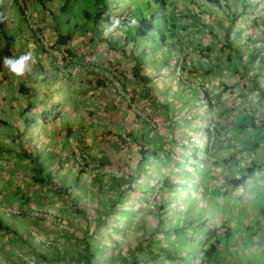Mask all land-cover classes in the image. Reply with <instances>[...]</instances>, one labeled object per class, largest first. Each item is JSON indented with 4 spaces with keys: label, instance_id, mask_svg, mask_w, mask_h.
Segmentation results:
<instances>
[{
    "label": "crops",
    "instance_id": "0c3cea01",
    "mask_svg": "<svg viewBox=\"0 0 264 264\" xmlns=\"http://www.w3.org/2000/svg\"><path fill=\"white\" fill-rule=\"evenodd\" d=\"M22 1L0 0V59L5 49L33 56L22 77L0 63V214L13 217L14 230L0 229V264H93L91 244L105 229L114 250L103 264L129 263L117 240L133 248L151 236L157 250L159 235L175 255L184 243L178 264L185 256L194 264L187 246L204 255L210 242L219 245V228L231 237V218L236 233L255 235L257 220L246 219L264 213V65L246 62L264 37L254 21L236 20L251 9L247 1L98 0L91 22L73 31L59 24L64 0ZM24 8L44 42L33 38ZM140 21L154 27L139 35ZM62 50L70 58L59 63ZM209 99L217 107L212 130ZM41 152L49 164L39 162ZM70 177L81 187L76 197L63 182ZM235 201L239 214L225 215L221 208ZM171 203L178 208L166 221ZM122 209L133 212L131 225L153 227L137 240L116 235ZM97 212L101 222L92 220ZM212 256L195 264H214Z\"/></svg>",
    "mask_w": 264,
    "mask_h": 264
},
{
    "label": "rangeland",
    "instance_id": "374dc122",
    "mask_svg": "<svg viewBox=\"0 0 264 264\" xmlns=\"http://www.w3.org/2000/svg\"><path fill=\"white\" fill-rule=\"evenodd\" d=\"M148 1L152 2V0H148ZM244 1H247V3L250 5L251 9H249L247 11H243L246 15H244L240 18H237L236 20H240L241 18L242 19L246 18L251 23L254 21L255 26H257V29H259L260 31H261V29L263 30V31H261L262 32L261 35H263V37H264V24L261 21L262 20V18H261L262 13L260 10L258 11L259 14L257 13V9L260 8L258 6V3L261 0H255L254 2H253V0H244ZM13 2H14V0H13ZM65 2L67 3V5H66L65 11L63 12V15H62V20L64 18V21H62V20L59 21V24L62 27H64L66 30L73 31L75 29L80 30L81 27L85 26L88 22H91L92 15L94 13L92 6L94 5V3L96 5L98 0H70L69 3L67 0H64L63 3H65ZM232 4H234V2ZM263 4L264 3L262 2V6L264 8ZM250 7H248V8H250ZM233 9H232V11L237 12V8H233ZM80 10H83L82 12H84V13H80ZM240 14H242L241 11H240V13H238L237 17ZM77 27H79V28H77ZM240 29H243V26ZM252 29H256V28H252ZM238 33H239V31L234 32V35L237 36ZM53 154L54 153L52 152V155ZM39 156H41L39 162L42 161L44 163H48V157H46L48 155H45V153L41 152V154H39ZM43 165L47 166L46 164H43ZM55 170H58V169L55 168ZM261 174H262V171H261ZM255 177H257L256 179L258 180L259 176L255 175ZM63 182L69 187L71 195H73L75 197L78 196V192H80L81 187L79 185H76V183L74 181V177L67 178V181H65V179H64ZM180 189L182 190L183 187H180ZM171 204H174V205H168V207H167V205L165 204V210L167 211V217H168V219H166V221L170 220L169 217H170L171 213H174L176 208H178V204H176V203H171ZM236 204H237V202L235 201L233 203V205H231L230 207H222L221 210L224 211L226 213L225 215H227V216L238 215L239 211L237 210V206H239V205L236 206ZM262 204H264V202H262ZM231 208H233L232 212H231ZM229 210H230V213H229ZM244 210L247 211L246 207H244ZM103 212L105 213L106 211H103ZM253 213L255 214L253 217H251V218L246 217L247 218L246 220L248 222L250 221V222L254 223L255 220H257V224L256 225L254 224L255 228H253L256 231V234L252 235L251 237L248 236L249 234L244 232V231L241 233H236L237 228L240 229V225H239L240 223H238V221L234 218H231V223L233 222L232 224H234L236 227L231 226V224L228 220L230 228L233 227L232 228L233 230H229V231H232L230 233V236H231L230 238H225L226 235H224V233H220V234L218 233L222 230L221 228H219V230L216 229V230H218V232L215 233L213 235V237H217V239H219V245L215 246L214 252L212 253L213 254L212 262L214 264H264V213L261 212V210H259L258 213H256V211ZM186 214H187V212L185 213V215ZM137 215H139L138 221H140V222L142 221L145 224L146 216L140 212ZM94 216H96L97 218H92V220H94L96 222L97 221L101 222V220L99 218V212L94 214ZM132 217H134L133 212L128 213L127 209H122L119 211V214L117 215V217H115L116 219L114 218V220L117 221V225H118L117 229L115 230L116 235L118 234V236H122L123 238L124 237L130 238V240L133 238L135 240H137L138 238H140V236L141 237L143 236L145 229L147 231H150L151 227H153L149 223L146 224V228L144 226L143 227H138V226L136 227V224L131 225L132 221L130 219ZM0 218H2L1 214H0ZM184 218H186V216H184ZM2 219L6 224H9V221L13 220V217L2 218ZM134 220L136 221L135 218H134ZM244 220H245V218L242 219V221H244ZM110 221L111 220L106 221L107 226L110 224ZM206 222H207V224H209L211 222L210 218ZM217 224H218V220L216 219L214 226H217ZM175 229H178V226H176ZM186 231H187V229H186ZM186 231L184 230V232H186ZM107 232H108L107 229H105L104 233H97V235H95L97 242L93 241V243L91 244L93 250L95 251V254L97 255V257L95 259H93V264H103V262L105 261V256H107L106 254H108V252H110V254H111L114 250V244H112L113 239H110L111 234H107ZM152 234H153V236L155 235L154 232ZM181 234H182L181 237H184L185 233H181ZM179 235H180V233H179ZM242 236H244V237H242ZM102 237L104 238L103 240H102ZM157 237H160V240L164 243L162 245H165V242L163 241V238H162L163 236L159 235ZM122 243L126 244L125 247L128 249L127 254L130 255V259L136 261V264H178V262L180 263L179 260H176L173 263H171V261L166 262L164 260H158L155 263L151 262L148 255H147V252L146 253H145V251H137L136 252L135 248L134 247L132 248L130 246V244L129 245L127 244L129 242H126L123 239L116 241L115 249L117 251L121 250V248L123 246ZM153 247H154V245H153ZM176 247H179L181 249L180 250L181 252L178 251ZM102 248H105L106 250L105 251L103 250L104 251L103 252ZM108 248H109V250H108ZM187 248H188L187 251H189V252L191 251L192 254H195L194 264L198 262L197 256H201V258L204 256V255H201V252H199L198 250L195 249V248H197V245L191 246V248L189 246H187ZM175 249L177 251V253H176L177 256L180 255V253L184 254V243L180 242V245L179 246L176 245ZM169 251L171 253H173V250L170 249ZM122 252L124 253V251H120L118 253L122 254ZM145 254L147 256L144 258ZM162 257H160V258H162ZM188 258H189V256L188 257L185 256L184 257L185 260L183 262H185V264H192L191 262H188L189 261ZM141 260L145 261V263H140ZM120 262L122 263L123 261H120Z\"/></svg>",
    "mask_w": 264,
    "mask_h": 264
},
{
    "label": "trees",
    "instance_id": "16d2710c",
    "mask_svg": "<svg viewBox=\"0 0 264 264\" xmlns=\"http://www.w3.org/2000/svg\"><path fill=\"white\" fill-rule=\"evenodd\" d=\"M154 1L156 3H158L157 5L163 3V0H154ZM203 1H205L207 3H211V4H218L219 3L218 0H203ZM235 17H236V15H235ZM1 23H3V22H2V20L0 18V25H1ZM153 27H154V25H153V23L151 21H147L146 23H144L143 21H140L138 23L137 30H139V35H143L147 30L152 29ZM168 30H169L168 32H171V29H168ZM161 37H163V35H161ZM66 39H67V36L59 37L58 40H57V43L62 44V43H64V41ZM4 53H5V55L10 56V54L8 53V51L6 49L4 50ZM255 62H258L260 66H263L264 65V46L254 47V48H252L249 51V53H248V60H247L246 64L247 65H251V64H253ZM39 181H41V179H39ZM64 191H67V188H65ZM0 229H3L5 231L14 232V230L11 229L10 226L8 224H6L3 221L2 218H0ZM215 230H216V228L215 229H210L209 230V233H210L209 235L212 236V233L211 232H214ZM145 240L146 241H143L142 240V241L138 242L137 244H135L134 248H135L136 252L137 251H145V253L147 252V255H148V257H149V259H150L151 262H154L155 260H157L158 258H160L162 256L164 258L168 259V260H178V259H180V257L176 256L174 252L171 253L165 247L159 246L157 248V250H155L153 248L154 241L151 239V236H148ZM216 244H217V240H213L212 242L209 243V245L207 246V248L203 251L204 252V255L206 257L210 256L214 252V249H215ZM147 255L145 254L144 258ZM130 260L131 261H129V263H124V264H136V261L135 260H132V259H130ZM89 263H90V261H88V264ZM140 263H145V261L141 260Z\"/></svg>",
    "mask_w": 264,
    "mask_h": 264
},
{
    "label": "built area",
    "instance_id": "2783aa9c",
    "mask_svg": "<svg viewBox=\"0 0 264 264\" xmlns=\"http://www.w3.org/2000/svg\"><path fill=\"white\" fill-rule=\"evenodd\" d=\"M15 4L19 7V8H22L24 6L23 4V1L22 0H14ZM23 17H24V20L27 22V24L29 25L31 31H32V36L33 38L37 39L38 41H43L42 39V35L41 33L39 32V30L33 25V23L31 22V17L28 15L26 9L24 8L23 9ZM45 47H46V50H49V46L44 44ZM56 60L60 63V62H63V61H66L70 58V55L65 51V50H62L60 53L58 52V54L56 55ZM181 66H182V60L180 58H177V60L175 61V64L173 66V72L175 73V75H179L180 72H181ZM62 71V70H60ZM59 71V72H60ZM58 72V73H59ZM109 77H112L111 75L112 74H108ZM208 102L211 104V109H210V120L208 122V129L209 130H212L213 127H214V124H215V118H216V114H217V107L215 105V102L214 100L212 99H209ZM52 115V114H51Z\"/></svg>",
    "mask_w": 264,
    "mask_h": 264
},
{
    "label": "clouds",
    "instance_id": "9594fccd",
    "mask_svg": "<svg viewBox=\"0 0 264 264\" xmlns=\"http://www.w3.org/2000/svg\"><path fill=\"white\" fill-rule=\"evenodd\" d=\"M148 1V0H146ZM153 6H160L161 4L157 5L154 0H152ZM129 26H134L137 21L135 19H130L128 21ZM120 25L119 19H114L112 21V27H118ZM33 60V56L31 52L21 54L19 56H8L5 55L0 59V63H2V67L7 69V71L11 74H13L16 77H22L26 73L30 71V62Z\"/></svg>",
    "mask_w": 264,
    "mask_h": 264
}]
</instances>
